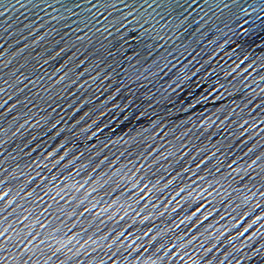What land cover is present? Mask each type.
Returning a JSON list of instances; mask_svg holds the SVG:
<instances>
[{
	"label": "water",
	"instance_id": "obj_1",
	"mask_svg": "<svg viewBox=\"0 0 264 264\" xmlns=\"http://www.w3.org/2000/svg\"><path fill=\"white\" fill-rule=\"evenodd\" d=\"M0 12V264H264V0Z\"/></svg>",
	"mask_w": 264,
	"mask_h": 264
},
{
	"label": "snow or ice",
	"instance_id": "obj_2",
	"mask_svg": "<svg viewBox=\"0 0 264 264\" xmlns=\"http://www.w3.org/2000/svg\"><path fill=\"white\" fill-rule=\"evenodd\" d=\"M0 15H3V12H0Z\"/></svg>",
	"mask_w": 264,
	"mask_h": 264
}]
</instances>
